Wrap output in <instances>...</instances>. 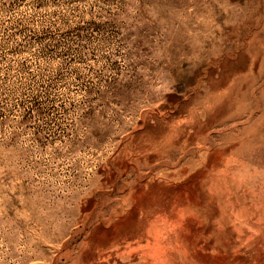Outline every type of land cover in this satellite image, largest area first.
Wrapping results in <instances>:
<instances>
[{
  "label": "rangeland",
  "instance_id": "obj_1",
  "mask_svg": "<svg viewBox=\"0 0 264 264\" xmlns=\"http://www.w3.org/2000/svg\"><path fill=\"white\" fill-rule=\"evenodd\" d=\"M0 264H264V0H0Z\"/></svg>",
  "mask_w": 264,
  "mask_h": 264
}]
</instances>
